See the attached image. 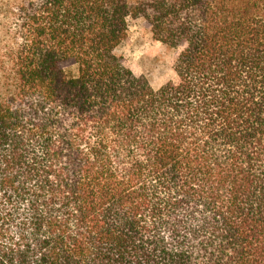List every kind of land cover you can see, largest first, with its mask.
Wrapping results in <instances>:
<instances>
[{"label": "trees", "instance_id": "obj_1", "mask_svg": "<svg viewBox=\"0 0 264 264\" xmlns=\"http://www.w3.org/2000/svg\"><path fill=\"white\" fill-rule=\"evenodd\" d=\"M17 12L0 53V264H264V0ZM130 17L178 50L159 88L116 52Z\"/></svg>", "mask_w": 264, "mask_h": 264}, {"label": "rangeland", "instance_id": "obj_2", "mask_svg": "<svg viewBox=\"0 0 264 264\" xmlns=\"http://www.w3.org/2000/svg\"><path fill=\"white\" fill-rule=\"evenodd\" d=\"M21 1L0 0V53L5 39L16 32L15 19ZM128 23V36L117 48V54L125 58L137 75L145 76L154 88L175 79L174 63L178 50L157 41L143 17H130Z\"/></svg>", "mask_w": 264, "mask_h": 264}]
</instances>
